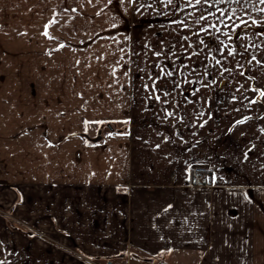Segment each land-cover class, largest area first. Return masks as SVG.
Segmentation results:
<instances>
[{"label": "crops", "instance_id": "1", "mask_svg": "<svg viewBox=\"0 0 264 264\" xmlns=\"http://www.w3.org/2000/svg\"><path fill=\"white\" fill-rule=\"evenodd\" d=\"M181 2L150 18L181 62L128 19L48 58L63 31L0 14V264H264V0Z\"/></svg>", "mask_w": 264, "mask_h": 264}, {"label": "rangeland", "instance_id": "2", "mask_svg": "<svg viewBox=\"0 0 264 264\" xmlns=\"http://www.w3.org/2000/svg\"><path fill=\"white\" fill-rule=\"evenodd\" d=\"M181 1L182 0H15L16 6L8 7V9L0 8V14L10 15L15 13V15H27L31 17L32 26L38 25L36 29L42 31H63L64 34L61 42H59L57 38L47 39V41H50V39L53 40L57 44L56 47L45 48V46H42L41 51H47L46 56L48 58L52 56L50 53L55 48L66 50L72 46L71 43H73L75 39L71 37V32H86L88 34L96 33L97 35L102 34L101 36H110V38H113L112 41H114L116 35H112L111 31L114 32V30L117 29L116 26L121 25L122 22L125 20L127 21L128 19V31L142 32L138 43V50L141 51H139V54L137 55V61L147 62L148 60L146 59L155 57L154 54L150 53L151 48L164 47L174 56H177L178 61L181 62L183 40L160 39L152 35V21L150 19L152 15H159V13L168 12L170 15L173 13L172 16L174 17L178 14H182ZM179 5L180 7H177ZM167 9H169V11ZM4 19L7 20V18ZM1 24H4L5 26L7 25L5 23ZM23 24L24 23H14L12 28L20 29L19 27ZM9 26H11L10 23ZM102 41L103 40H101V43ZM104 41H107V39ZM228 42H230V39H223V43L226 44ZM196 43L197 40H192V50ZM227 46L229 48V45ZM166 52L167 51L163 49L161 53L166 54ZM81 56L83 59V56L85 55ZM61 57L63 59L64 69L66 70L58 71L52 69V73L45 76V78H56V81H59L62 84L61 88H56L57 93L62 92L63 94H66L67 91H69L68 94L72 95L73 93H76L77 88L67 86V84H73V75L75 74V71H79V73L77 72L78 79H82L85 70L82 71L83 64L81 62L73 64L68 55L63 54ZM87 57L88 56H86V58ZM93 57L94 56H92L91 59ZM69 62L71 63V67ZM85 69H88L87 63L85 64ZM34 78H36L35 74L32 73V79ZM32 88H34L35 93H39L37 86H32ZM85 88L86 87L80 86L79 89L81 90ZM71 89L73 90L70 93Z\"/></svg>", "mask_w": 264, "mask_h": 264}, {"label": "built area", "instance_id": "3", "mask_svg": "<svg viewBox=\"0 0 264 264\" xmlns=\"http://www.w3.org/2000/svg\"><path fill=\"white\" fill-rule=\"evenodd\" d=\"M107 134H104V137H106ZM201 186H204L200 170L198 168H195L192 172L191 176V187L192 188H199ZM146 264H151V263H146Z\"/></svg>", "mask_w": 264, "mask_h": 264}, {"label": "snow or ice", "instance_id": "4", "mask_svg": "<svg viewBox=\"0 0 264 264\" xmlns=\"http://www.w3.org/2000/svg\"><path fill=\"white\" fill-rule=\"evenodd\" d=\"M63 46V45H62ZM261 95H264V93H261Z\"/></svg>", "mask_w": 264, "mask_h": 264}]
</instances>
